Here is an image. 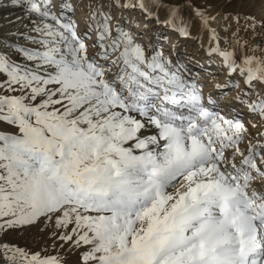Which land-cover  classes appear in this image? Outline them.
I'll use <instances>...</instances> for the list:
<instances>
[{
	"label": "snow or ice",
	"instance_id": "6c2138e0",
	"mask_svg": "<svg viewBox=\"0 0 264 264\" xmlns=\"http://www.w3.org/2000/svg\"><path fill=\"white\" fill-rule=\"evenodd\" d=\"M0 21V264H264V0Z\"/></svg>",
	"mask_w": 264,
	"mask_h": 264
},
{
	"label": "rangeland",
	"instance_id": "374dc122",
	"mask_svg": "<svg viewBox=\"0 0 264 264\" xmlns=\"http://www.w3.org/2000/svg\"><path fill=\"white\" fill-rule=\"evenodd\" d=\"M87 2V0H84V3H86ZM3 23V21H0V24H2Z\"/></svg>",
	"mask_w": 264,
	"mask_h": 264
},
{
	"label": "bare ground",
	"instance_id": "6f19581e",
	"mask_svg": "<svg viewBox=\"0 0 264 264\" xmlns=\"http://www.w3.org/2000/svg\"><path fill=\"white\" fill-rule=\"evenodd\" d=\"M79 15V14H78ZM226 102V101H225Z\"/></svg>",
	"mask_w": 264,
	"mask_h": 264
}]
</instances>
